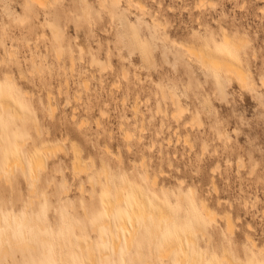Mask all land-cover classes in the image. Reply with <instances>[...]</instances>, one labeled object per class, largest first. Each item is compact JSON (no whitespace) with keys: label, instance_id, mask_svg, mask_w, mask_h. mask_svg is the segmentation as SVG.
<instances>
[{"label":"rangeland","instance_id":"374dc122","mask_svg":"<svg viewBox=\"0 0 264 264\" xmlns=\"http://www.w3.org/2000/svg\"><path fill=\"white\" fill-rule=\"evenodd\" d=\"M44 1L46 8L27 0H0V77L6 73L16 81L23 112L18 120L7 114L0 120L3 218L13 211L23 216L27 207L28 214L70 212L80 222L73 214L81 213L84 205L97 222L105 175L120 190L124 174L135 175L134 165L145 166L170 196L182 191L187 203L203 200L215 214L214 226L225 229L224 216L230 218L231 235L216 232L203 220L205 264H226L224 251L234 264H246L245 244L251 240L264 248V0H119L116 5L108 2L105 9L99 6L101 0ZM223 33L249 42L239 50L252 77L247 87L202 69L178 45L198 47L204 39L220 41ZM22 90L31 98H24ZM48 99L53 115L45 107ZM44 142L57 145V151H40ZM33 149L44 161L39 172L29 166ZM75 160L80 163L78 174ZM65 188L66 196L61 192ZM126 205L124 197L116 204L122 218ZM176 205L170 208L168 227L184 221ZM86 221L87 227L94 222ZM114 223L107 224L112 235ZM187 230L183 227L180 233ZM89 234L91 240L98 237ZM210 235L213 243L208 242ZM35 241L36 249H13L0 264H52ZM124 246L121 252H126ZM158 246L150 249L156 252ZM140 247L136 240L126 253L128 264H150L147 249L133 262L131 256ZM110 255L106 264H120L118 254ZM70 260L80 264L72 256ZM95 264L102 263L96 258Z\"/></svg>","mask_w":264,"mask_h":264},{"label":"bare ground","instance_id":"6f19581e","mask_svg":"<svg viewBox=\"0 0 264 264\" xmlns=\"http://www.w3.org/2000/svg\"><path fill=\"white\" fill-rule=\"evenodd\" d=\"M27 1L32 5L46 8L47 2H45L44 0H27ZM52 1L56 2L59 0H52ZM108 2H110L112 5H116L119 2V0H101L99 1V6L105 9L107 8L106 4ZM235 38L237 39V41L234 40ZM235 38L231 37L228 34L223 33L222 37L220 38V41H215L213 38L210 39L211 41L204 39L199 43L198 47H194L184 43L178 45L183 49L185 55H188V57L192 58L198 64H200L202 69L205 68L208 70H212L217 74L223 73L226 75L228 80H234L239 85L243 87H247L252 82V77L250 75L249 70L246 68L247 67L246 59L245 57H242V55H240L239 50L249 42L247 38L243 36H239ZM11 55L12 54H10V56ZM2 61H4V58L2 59ZM71 67H73V65H71ZM210 75H212V73ZM260 81H261V85L264 86V79H261ZM84 86H87V84H85ZM17 92H18V85L10 74L5 73L3 79L2 77H0V120L2 114H7L9 118L17 119V120L20 119L19 117H22L23 112L21 111L20 108L21 107L19 101L20 98L19 95L16 94ZM21 94L24 98H31L30 97L31 94L29 95V92L26 90H22ZM45 107L51 114L52 112L55 111L54 105L52 104V102L49 101V99ZM180 108L181 107H179L178 108L179 110H177L179 114L180 112L182 113V110ZM13 121L14 120H12V122ZM0 130H1L0 132L3 133V130L2 129ZM37 131L39 133V130ZM15 133L17 132L15 131ZM129 134L128 132H125L127 138L130 136ZM44 143H43L44 146L41 145L42 148L40 147L41 148L39 149L40 151L45 152V154L46 152L57 151L56 149L57 145L51 146L49 142H44ZM14 144L15 146H17L16 143ZM1 145L2 143H0V147ZM60 146L62 145L60 144ZM60 146L58 147L60 148ZM34 151L35 152L32 153L33 154L32 161H30L32 165H29L31 166L32 171L44 167L43 158L39 154L40 151L38 154L36 153V150ZM8 154L10 155L12 153H8ZM75 154H77L76 151L74 152V155ZM11 157L14 159L16 156L15 157L11 156ZM17 158L15 160L19 161L20 159ZM116 159L119 160L121 158L117 157ZM6 164L8 165V167H10L9 163ZM78 164L80 163H78L77 161L74 169L72 168L74 170V173L77 174L78 172L80 173V167H79L80 165L78 166ZM13 167L14 166H12V168ZM20 167L18 166V168ZM23 167L24 166H22V168ZM132 168L135 171V175L129 176L124 174L123 183L120 190L111 187L109 185L110 176H108L107 174L105 175V183H106L104 185L105 189L102 187L101 188L106 192V194H104L105 196L103 195L102 197V201H101L102 205L100 204L101 218L97 222H95L94 220V215H92L90 210H88V208L84 205L83 206L80 205L82 209L81 213L73 214L80 217L81 219L80 222H74V220L69 216L70 212H64L60 210H59L60 212H54V213L52 212L53 214L49 216L45 214V211L43 212L39 211L38 212L39 216H38L34 212L28 214L29 212L27 211L28 208L25 207L23 216H19V212L13 211L10 214H8L6 218H3V214L0 212V258H3L5 255L11 256L13 249H20L22 251L23 250L25 251L27 249L28 250L36 249L35 239H38V241L42 244L43 256H47L46 259L52 264H71L70 256H72V258H74V260L79 262L80 264H95L96 258H98L102 264H106L111 259L110 252L114 254H118L120 256L119 257L120 264H128L126 259V253H130L133 246L136 245V240H137V244L143 247H140L139 250H137L132 254L131 258L133 262H135L137 259H139L142 256L143 249H147L146 253L149 256L147 262L150 264H155V263L166 264L165 263L166 261L174 262V264H205L207 257L205 254L206 249H203V247L205 246L204 244L206 243L204 237L207 234L206 232L207 227L204 226L203 220H207L209 227L212 226V228H214L216 232L220 233L223 231H227L231 235L232 234L231 232H233L232 231L233 227L230 222V218L228 216H224L225 229L222 228L221 226H217V227L214 226L212 222L215 223V218H214L215 214H213L209 210L207 204L203 200L187 203L183 200L182 191H179L178 193L174 194V196H170L168 194V191L166 192L165 190H163L164 188H162L157 184L155 177L153 176L150 177L148 171L144 169L145 166L144 168L139 169L134 165ZM86 169L88 170V168ZM8 170L11 171L10 168H8ZM8 173L6 175H8ZM31 173L33 174V172ZM10 175L13 174L11 173ZM5 176L3 175V177ZM99 176L100 175H98L97 178ZM24 177L23 179L25 180ZM32 178H34L33 175ZM32 178L30 179L33 181L34 179ZM88 178L91 179L90 182L94 185V178L90 176H88ZM8 180H10V178ZM180 184L179 186H181ZM118 186L120 187V185ZM80 188L83 187L80 186ZM122 188L127 191L126 192L127 195L125 196L122 195L121 192ZM112 189L114 190V193H111ZM92 191L91 194L93 193ZM61 192L66 196L68 192V188L63 189ZM29 193H33V191ZM123 197L125 198V202L127 204L126 205L127 212L124 218H122L121 212L119 214L116 213V204L121 202ZM172 197H174V199ZM190 198L193 200L194 194H191ZM91 199H93V197H91ZM61 200L63 199L60 198V201ZM175 202L177 204L176 208L178 209L180 215L182 216L181 219L184 221L180 222L177 225L168 227L167 222L172 220V211L170 208L173 205H175ZM31 204L33 203L30 201L29 205L31 206ZM66 206L69 208V210L71 209L72 211H75L73 208V204L67 203ZM113 219L115 222L114 223L115 230L114 229L113 230L116 233L112 235L113 233L112 226L108 225L109 226L108 228L107 224H109L110 221ZM122 219H124L126 222L121 223L122 221L120 222V220ZM86 220H91L94 222H92L91 225L87 227L85 225V223H87ZM187 220H191V223L190 224L185 223V221ZM183 227L188 228V230L184 232V234L182 235L180 232L181 230L183 231ZM77 231H80L81 234L80 235L77 234ZM90 231L94 232L98 236L96 240L95 239L91 240L89 234ZM197 234H199L200 236L198 237ZM86 235L88 236L87 237L88 239L85 240ZM79 236L84 237V241H82L81 238H79ZM211 237H212L211 235L208 236L209 243H213V241H210ZM248 240H250L249 237ZM154 243H158L159 245L158 250L156 252L150 249V247ZM122 244L125 245L124 247L126 249V252L120 251V246ZM212 246H216V245H212ZM107 250L110 252H107ZM98 251L100 253V254L98 253L99 255L96 254V252ZM242 251L244 254V258L247 259L246 264H264V248L258 249L254 244V242H252L251 240L243 246ZM221 259L222 262L226 264H234V262L229 258V256L225 253V251L223 252ZM210 264H217V263L211 262Z\"/></svg>","mask_w":264,"mask_h":264}]
</instances>
